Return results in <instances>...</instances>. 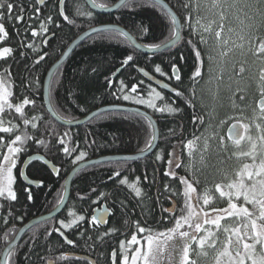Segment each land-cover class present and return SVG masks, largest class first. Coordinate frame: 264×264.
Segmentation results:
<instances>
[{"label":"trees","instance_id":"16d2710c","mask_svg":"<svg viewBox=\"0 0 264 264\" xmlns=\"http://www.w3.org/2000/svg\"><path fill=\"white\" fill-rule=\"evenodd\" d=\"M118 1L109 0L107 7ZM165 1L182 20L185 10L182 7H173L177 5V0ZM11 2L17 7L11 17L5 15L3 18L7 35L0 34V51L4 47H10L13 49V53L5 59H0V73L6 69L11 70L9 77L5 78V87L10 93L6 101L10 102L13 108L11 110L5 108L4 113H0V117L3 118V126L8 127L10 121L14 132H23L33 137V140L28 142L27 156L23 158L25 161L35 155L43 156L60 168V174L56 178L41 162H33L28 167L27 174L33 181L42 180L43 186L39 189L29 190L20 179L22 166L17 161L13 186L17 199L11 201L0 197V205H2L0 208V263L3 251L27 222L47 214L57 207L59 200L63 197L66 178L80 163H72L75 153L71 157L65 156L53 147L57 143L56 136L62 135L66 131L69 132L71 140L67 146L72 148L74 145H79L78 150L87 151L86 160H93L109 155L136 154L150 139V133H153L152 127L145 117L131 115H104L76 128L60 125L48 113L44 103V83L48 71L60 59L69 45L90 28L101 25H117L126 29L139 43L145 46V44L158 43L165 39L167 36L165 24H171V17L168 13L150 0H140L143 5L140 7L135 6L134 0H130L126 7H121L111 14L95 13L85 0H76L82 15L77 18L75 27L68 25L57 14L58 0H48L43 6H39V0H11ZM101 2L103 0H97L98 4ZM195 3L196 0H192L193 8L190 9L194 24ZM21 6L23 11H21ZM36 8H39V13L35 11ZM89 10L92 13L91 18L86 15ZM64 11H68V9L64 8ZM18 14L24 17L23 21L15 19ZM49 15L53 17L55 23L61 25L60 28H56L55 23L46 22ZM41 24H45L44 29L40 28ZM138 25L146 29L145 34L141 35ZM32 31H36L38 35L32 36ZM184 36H188L187 28H184ZM48 38L49 41L45 45L44 40ZM190 38L204 57V79L198 84L193 85L189 79L197 65L191 48L177 46L170 52L155 56L146 55L136 50L137 62L129 66H122L123 59L126 55L131 54L134 48L123 37H112L108 40L89 38L75 50L59 69V72H56L51 84L50 98L60 117L65 120H77L109 105L135 106L146 110L155 117L159 125L160 142L156 151L145 159L126 163L98 164L79 172L72 183L70 200L65 211L55 220L36 225L24 236L19 246L12 252L13 264H84L85 260L74 258L73 255L89 257L96 264H112L111 253L113 251H118L121 255L126 252L123 242H128V239L133 235H137L142 240L148 236L147 232L137 231V222L140 226L152 229V235H157L159 232L166 231L168 227L174 226L173 218L168 213H163L162 210L171 207L173 201H178L182 206L184 186L171 176L165 175L168 171L165 159L169 155L171 145L180 140L182 131L185 139H192L194 134L208 141L214 150L220 151L219 143L211 141L209 136L216 134L218 136L221 123L235 114L230 107L229 100L233 99L231 103L236 104L235 106L239 108L249 109L253 106L256 98L253 86L254 77L253 83L248 88L236 87L231 98V95L227 93L221 94L219 98L221 106L218 103L214 104L213 100L204 92V85L209 79L207 74L208 56L211 55L209 49L211 50L213 45L211 44L208 48L207 43H200L196 35ZM27 44H32L33 47L27 48ZM40 54H44L45 59L37 65L35 61ZM180 54L184 57L183 61L179 59ZM172 57H175V60H172ZM253 58L264 60V54L258 53V58L253 54ZM172 62H180L183 65L182 89L192 87L195 90L192 107L177 100V103L183 108L181 115L169 117L166 114L154 113L145 105L123 101L114 95L120 87V81H123L128 87L141 79L148 83L140 75L138 71L140 67L148 70L154 64H160L165 71H168V65ZM123 67L124 70L113 80L115 74ZM236 67L238 71L233 72L235 76L240 73V67L245 69L247 66L241 62ZM218 73L217 78L221 77L222 70ZM245 74L247 75V73ZM152 75L161 80L164 79L159 74L153 73ZM109 80L112 81L111 85ZM32 83H35L34 87L29 86ZM157 90L160 89L157 88ZM162 94L170 95L164 90ZM241 96L249 100L242 101ZM25 98L34 99L35 105L29 103L22 106L23 115L16 113L15 106L20 105L22 99ZM172 98L176 99L174 96ZM193 112L204 117L203 124L193 125L191 123ZM32 117H36V120L33 121ZM25 118L28 119V124H24ZM33 123L36 124V128L32 127ZM169 129H175L177 135L169 136L166 141L164 137ZM11 135V133H0V151L5 150V141H9ZM37 136L39 139L45 140L44 146L34 142ZM201 142L204 141L201 140ZM89 145L91 146L89 147ZM8 146L12 145L9 143ZM201 149H204V143L201 144ZM187 150L185 148L180 157L181 168H173L172 171L190 180H195L197 177L199 185L194 186L197 187L198 193L202 194L204 188L209 189L210 187H213L215 191V185L222 179L221 175L232 167L230 162L222 158L223 156L216 158L214 151L213 160L211 158L208 161L205 160V166L198 167L196 165L194 170L190 165V155ZM156 155H161L165 159L157 161ZM221 159L225 160V163H222ZM116 170L121 172V177H126L131 182H135L136 177H139L138 186L142 189L144 197H135L131 189L120 185L118 181L121 177L109 179ZM145 174L149 177L148 181L144 180ZM165 184L169 185L168 192L164 191ZM220 185L223 187L224 184ZM92 188H95L96 192H91ZM29 191L32 194V200L28 199ZM172 192H175L176 195L173 196ZM78 194L84 196L85 199L81 200ZM102 206H106L111 212L105 229L95 223L85 225L77 233L74 232L76 225H73L71 229H63L69 239L76 241L77 247L67 245L58 233L53 232L51 236L47 235V231L60 226L59 220L69 222L73 219L69 212L76 213L78 217L80 210L90 217L96 209ZM161 216L164 219H161ZM89 217L85 219L88 222L90 221ZM113 229L115 231H112ZM106 230L108 235L104 236ZM81 233L85 239H81ZM5 234L9 236L8 242L3 239ZM89 236L91 240H87ZM100 237H103V241Z\"/></svg>","mask_w":264,"mask_h":264},{"label":"snow or ice","instance_id":"6c2138e0","mask_svg":"<svg viewBox=\"0 0 264 264\" xmlns=\"http://www.w3.org/2000/svg\"><path fill=\"white\" fill-rule=\"evenodd\" d=\"M109 0H103L101 3H97V0H91L92 8H101L106 9L108 6ZM159 3L160 6L165 10H169V4L164 3V0H153V4ZM240 3V0H232L231 3H228V0H212L211 7L213 9H219V17L221 23L219 24V30L214 32V37L216 39L217 45L221 44L222 33L224 31L223 21L227 18L224 10V5H227L228 8H236ZM135 6H143L140 3V0H134ZM258 5H264V0H257ZM128 5V0H120V3L117 7H126ZM17 6L11 2V0H0V34L7 35L6 28L3 22L5 15L11 17L14 9ZM173 7H182L185 10V15L182 20L177 19V15L171 17V24H165L167 30V36L161 42L158 43H149L145 44V51L150 56H155L157 54H164L167 52L176 49L177 46L183 48L185 46L191 48L196 57L197 65L194 68V71L190 74L189 79L192 81L193 85L200 83L204 79V57L200 49L194 46V41L190 38L193 35L198 37L200 43H207V38L204 33L207 32L210 35L213 34V29L211 25L216 23L215 20L210 21L207 25H202L204 17L200 15V0H196L195 3V24L193 23V16L190 9L193 8L192 0H177V5ZM247 7H256V5H245ZM62 8L68 9V11L61 10ZM6 9V11H5ZM21 11L23 7L21 6ZM35 11L39 13V8H36ZM258 14L264 18V8H257ZM57 14L62 18L64 22L68 25L75 27L77 25V18H79L82 13L80 11L79 3L76 0H58ZM86 15L90 18L92 16L91 11L89 10ZM247 16L248 14L245 13ZM17 21H23L24 17L22 15H17L15 17ZM249 21H253L254 17H248ZM48 23H55L53 17L49 15L47 17ZM243 24L244 21H241ZM56 28H60L59 23H55ZM141 35L145 34L146 29L142 26H137ZM249 32L247 36L241 35V40L248 39L249 42L254 39L257 42V51L260 54H264V33L260 32V29H256V33L253 34L251 31L255 27L254 23H249L247 25ZM264 27V25H262ZM41 29L45 28V24L40 25ZM184 28L188 29V36H184ZM232 29L229 28V32ZM36 31H32V36H37ZM90 37L99 38L100 40H108L112 37H123L125 40L129 39L128 32H122L118 27H93ZM47 40H44V43L47 44ZM228 43L227 39H223V44ZM27 48H32V44H27ZM136 47H139L138 45ZM13 49L10 47H4L0 51V59H5L6 57L11 56ZM221 55H228V50L222 51ZM45 59L44 54H40L39 58L35 61L38 65L41 61ZM175 60V57L171 58ZM180 61H183L184 57L180 54ZM209 65H208V74H212L211 61L212 56H208ZM137 62L136 48L134 47L131 54L126 55L122 61V66H129L130 64H135ZM10 69L4 70L0 73V113H4L5 108L11 110L13 105L6 101L5 97L9 96L10 93L5 91V78H8L10 75ZM142 73L143 77L151 78L152 74H159L160 77H163V80H157L156 85L153 86L151 79L148 83H145L143 79L139 80L136 83H133L130 87L124 84L123 81H120V87L116 90L114 95L117 99H122L123 101H129L134 104L145 105L146 108L151 109L154 113L166 114L169 117L179 116L183 112V108L180 104L177 103V100L183 101L187 106H193L192 97L195 96L194 88L190 87L188 89H182L183 85V65L180 62H172L168 65V71H165L160 64H154L151 69L146 70L144 67L138 69ZM244 67H240L239 72L244 73ZM59 72V69H58ZM222 78V74L221 77ZM259 81L261 82L260 95L264 97V68L260 70ZM112 81L109 80L111 85ZM34 87L35 83L29 85ZM157 87L160 90H157ZM125 89H127L125 91ZM163 90H170V95H163ZM176 99H173L172 97ZM241 100L244 99L243 96L240 97ZM29 103L35 105L36 101L34 99L29 100L27 98L22 99L20 105L15 106V112L23 115L22 106L28 105ZM259 109L261 113V120L264 121V99H261L259 104ZM114 116V115H126V116H141L140 112L136 113H125L122 110L115 109L108 113H94L93 119L99 118L100 116ZM32 120L35 121L36 117H32ZM24 124H28L29 121L27 118L24 119ZM68 125L75 123L74 119H68L65 121ZM3 118L0 117V133H11L9 141H5V150L0 151V177H3L6 182H0V197L5 200L15 201L17 199L16 193L13 190L14 177L12 170L17 167V161L20 162L21 166L25 163L23 159L27 156L28 151V142L33 140V137L23 132H14L11 122L9 121V126H3ZM151 125V119L148 121ZM191 123L193 125L199 123H204V117L200 114L193 112ZM33 128H36V124H32ZM245 131L248 130L247 125H242ZM255 128L258 130L259 135L255 138L249 136L250 150L243 151L242 155L250 157L253 163L249 164L247 162L242 164V167L234 174L231 179V182L226 184L227 191L224 190L222 185H215V191L219 192L220 197H226V207H217L212 206V192L205 188L203 193L197 192V187L194 185H199L198 180H190L185 176L178 175L175 171H172L173 168H181V159L184 149L189 150V155L192 154V150L195 149L197 142L201 139L199 136L193 134L192 139H185L183 137L182 131L180 132V140L176 144L171 145V150L168 157L165 159L161 155H156V160L161 161L165 159L166 166L168 171L165 175L171 176L179 184L184 186L183 191V204L179 205L178 201H173L171 207L163 208V213H168L171 218L174 220V226L168 227L166 231L159 232L156 236L152 235V229L140 226L137 222L136 228L140 233L147 232V252L141 254L140 251H136L133 256H131V261L129 256L123 255L118 251H113L111 253V262L112 264H138L139 260L143 261V264H156V253L160 252L163 249H166L169 241H174L179 239L182 242L179 251V259L177 264H197V259L201 256H207L208 249L215 250L214 260L215 264H245L246 258H250L252 264H264V123L255 124ZM232 129H236V125H232ZM39 131V129H38ZM54 132V130H51ZM231 131V130H230ZM238 132V130H237ZM177 132L175 129H169L164 139L167 141L169 136H175ZM67 138V139H66ZM243 138V137H241ZM71 140V135L69 132H64L62 135L56 136V145L53 147L57 151L62 152L65 156H73V164L77 162H84L87 167H92L93 165L88 164L86 161L87 151L78 150L79 145H74L72 148H69L67 144ZM157 140L155 133H150V139L145 142L143 148L140 149L142 153H148L158 145L153 142ZM39 143V145L44 146L45 140L39 139L38 136L34 141ZM12 146H8V144ZM94 143V141H93ZM239 143V141H237ZM261 149L259 153V163H255L258 159L257 148ZM91 145H89L90 147ZM163 151V150H161ZM33 160H43L44 164L47 165L49 161L43 156L40 157H29ZM128 159H137V157H128L125 161L119 163H126ZM6 165V167H5ZM55 173L57 176L60 174V168L53 165ZM23 179L27 181L29 185L34 183L27 173H22ZM113 177H121V172L119 170L114 171ZM254 177L256 179H254ZM140 178L136 177L135 182L129 181L126 177H121L118 181L120 185L127 186L135 194V197H144L142 189L138 186ZM144 180L148 181L149 177L147 174L144 176ZM154 182V177H153ZM38 186H43V181H39ZM164 191H169V185H164ZM91 192H96L95 188L91 189ZM103 195V193H101ZM172 195L175 196L176 193L172 192ZM79 196V194H78ZM203 197V205L210 206V211L216 213V215H210L209 211H205L201 208L199 211L193 205L192 201L195 200L199 202ZM81 200L85 199L84 196H79ZM28 199L32 200V194L28 192ZM64 204V200H59V205ZM247 205H251L249 208ZM2 208V205H0ZM69 215L73 219L69 222L65 220H59V227H53L51 230L47 231V235L51 236L53 232L58 233L60 237H63L67 245L77 247L76 241L69 239L63 229H71L73 225H76L77 228L80 227L77 224V220L83 222L86 217L84 215H79L77 217L76 213L69 212ZM231 218V219H230ZM93 223L97 221L96 216L91 217ZM161 219H164L161 216ZM100 222L103 223V217L99 218ZM222 221H230L229 223H224ZM7 222V221H5ZM208 227H205V226ZM112 231H115L113 229ZM200 233L201 235L197 236L196 234ZM75 234V233H73ZM221 234L223 239H221ZM108 235L106 230L104 236ZM4 241H9V236L7 234L3 237ZM81 239H85L81 233ZM103 241V237H100ZM87 240H91V237H87ZM248 241H252L249 243ZM131 242L138 244L140 243L136 236L131 237ZM219 242L220 247H217ZM34 243V241H33ZM257 245L260 246L259 251L257 250ZM177 245L173 244L172 247L175 248ZM18 247V246H17ZM15 251L11 247V244L8 245V251L4 255L3 264H13L12 261V252ZM190 251L195 254L197 259L190 258ZM64 259V257H61ZM79 259V257H77ZM84 264H90L89 261H85Z\"/></svg>","mask_w":264,"mask_h":264},{"label":"rangeland","instance_id":"374dc122","mask_svg":"<svg viewBox=\"0 0 264 264\" xmlns=\"http://www.w3.org/2000/svg\"><path fill=\"white\" fill-rule=\"evenodd\" d=\"M232 0H228V3H231ZM212 0H200V15L204 17L202 21V25L209 24L210 21L215 20L216 23H213L211 25L213 29V34L210 35L209 33L205 32L204 35L207 38V46L212 44L213 47L209 52L212 56L211 61V67H212V74L209 75V79L206 81V84L204 85L205 88V95L209 96L213 103H218L219 106H221L220 103V95L228 94L233 97L235 93L236 87H242V88H248L251 83L254 82L259 83V88L261 86V82L259 81V74L260 70L264 68V60H255L253 58V54L256 55L257 51L255 49L257 48V42L253 39L251 43L248 39L241 40V35L247 36L249 32V28L247 25L249 23H254L255 27L251 29L253 34L256 33V29H260V32H264V18H262L257 11V8H264V5H258L257 0H240V3L237 5L236 8H228L227 5H224V10L226 14V19L223 21L224 24V31L222 33V40L221 44L217 45L216 39L214 37V32L216 30H219V24L221 23L220 17L218 15L219 9H213L211 7ZM256 5V7H247L245 8V5ZM245 13L248 15L246 16ZM248 17H254L253 21H249ZM241 21H244L242 24ZM229 28L232 29L231 32H229ZM223 39H227L228 43L226 45L223 44ZM228 50V55H221L222 51ZM209 61V60H208ZM244 62L246 64V68L244 73H239L237 76L233 74V72L237 69V64ZM222 70V79H218L217 75H219V71ZM249 74V76H247ZM253 76V77H252ZM256 85V84H255ZM7 90V87H5V91ZM7 92V91H6ZM8 96L5 97L7 99ZM233 99H230V107L232 108V111L236 110L238 108L235 106L236 104L231 103ZM213 105V104H212ZM215 119V118H213ZM217 134L216 135H210L209 138L211 141L217 140ZM203 140L204 142H201ZM204 143V149H201V144ZM209 142L205 141V139H200L195 149L192 150V154L190 155V165L193 167L194 161L196 160V154L199 155L198 150H202L200 152L199 158L197 162L195 163L198 167L199 166H205V160L206 156H204V151L206 148H208ZM215 151V154L213 153ZM212 154L218 157L225 158L226 161H229V156L225 153L223 149L220 148V151L214 150ZM189 154V150H187ZM261 152V149L258 150V159H259V153ZM194 153V154H193ZM196 153V154H195ZM206 155V154H205ZM213 155V156H214ZM214 156V157H215ZM208 158V157H207ZM222 160V159H221ZM225 160H222V163H225ZM6 167V165H5ZM216 167V166H215ZM13 177H14V183H15V176H14V169L12 170ZM254 179H256L254 177ZM195 180H198L197 177ZM0 182H6L3 177H0ZM13 183V186H14ZM224 190L227 191L226 184L223 185ZM205 189V188H204ZM203 189V191H204ZM208 189V188H207ZM213 187H210L209 190L212 192V206L217 207H226V197H218V193L213 190ZM193 205L197 208L199 211L201 208H203L205 211H209L210 215H216V213H212L210 211V206L203 205V197H201V200L199 202L193 200ZM249 208H251V205H248ZM231 219V218H230ZM230 221H222V225L224 223H229ZM205 227H208L207 225ZM197 236L201 235L200 233L196 234ZM156 236V235H153ZM137 240L140 242L138 244L132 243L131 240L130 248L127 252H125L123 255L129 256V259L131 261V256L135 254L136 251H140L141 254H144L147 252V237L145 238L146 241L143 242L141 238H138L136 236ZM221 239H223V235L221 234ZM251 243L252 241H248ZM173 244H176L177 246L175 248L172 247ZM182 242L179 241V239L174 241H169L168 246L166 249L161 250L160 252L156 253V264H177L179 259V251L180 246ZM217 247H220L219 242L217 243ZM260 246L257 245V250L259 251ZM206 251L208 252L207 256H201L197 259L194 253L190 251V258L197 259V264H215L214 255L215 250L208 249L206 247ZM138 264H143L142 260L138 261ZM245 264H252V261L250 258H246Z\"/></svg>","mask_w":264,"mask_h":264},{"label":"water","instance_id":"95a60500","mask_svg":"<svg viewBox=\"0 0 264 264\" xmlns=\"http://www.w3.org/2000/svg\"><path fill=\"white\" fill-rule=\"evenodd\" d=\"M47 0H39V5L43 6L46 3ZM87 5L90 7V9L98 14H111L116 12L117 10H119L121 7H117V5L120 3V0L118 2H116L114 5H112L111 7H107L106 9H101L99 7L97 8H92L91 5V0H85ZM130 1V0H128ZM153 2V0H150ZM164 3H167L164 0ZM160 6L159 3H156ZM161 7V6H160ZM61 10H64V8H62ZM166 13L169 14L170 17H172L173 15H177L176 12L171 8V6L169 5V10L165 11ZM177 19H180L179 16L177 15ZM97 27H118L120 31L122 32H128L126 29L117 26V25H101V26H97ZM90 33H92V28L88 29L87 31L83 32L81 35H79L70 45L69 47L65 50V52L63 53V55L61 56V58L51 67V69L48 71L46 78H45V83H44V103H45V107L48 111V113L51 115V117L60 125L64 126V127H68V128H76V127H81L85 124H87L88 122L93 120V114L94 113H108L110 111H113L115 109H119L122 110L125 113H136V112H140L142 117H145L148 121L149 119H151V126L153 129V132L155 133V135L157 136V140L154 141L153 143L156 145H159V141H160V131H159V126L157 124V121L155 120V118L149 114L147 111L141 109V108H137V107H131V106H126V105H109V106H105V107H101L98 110H95L94 112L90 113L89 115H87L84 118L75 120V123L72 125H68L65 121V119L61 118L55 111L52 103H51V98H50V90H51V84H52V80L54 75L56 74V72L58 71V69H60L67 61L68 59L71 57V55L75 52V50L81 46L85 41H87L90 37ZM129 35V39L128 41L133 45V47L136 48L137 51L144 53L146 55H149L146 51H145V46L142 45L141 43H139L135 37L133 35H131V33L128 32ZM49 41V39L47 40ZM139 47H136V46ZM124 70V67L121 68L113 77V80L116 79L120 73ZM140 73V72H139ZM140 75L143 77L142 73H140ZM145 80H147L149 82V79H151V83L155 86L156 85V81L160 80L155 76H151V78H146L143 77ZM159 88V87H158ZM167 92H170V90H165ZM157 147H155L154 149H152L150 152L148 153H136L133 155H109V156H104V157H100L97 159H93V160H89L87 161L88 164L91 165H98V164H105V163H110V162H122L125 161L126 158L128 157H137V159H128L127 162H133V161H139L142 159H145L149 156H151L155 151H156ZM32 157H40V156H32ZM33 162H41L44 164L43 160H33V159H27L25 161V163L23 164L22 168H21V172H20V177L22 179V181L24 182L25 185H27L29 188H34V187H40L38 186V182H34L31 185H29L27 183V181H25L23 179V175H21L22 173H26L28 167L33 163ZM45 165V164H44ZM50 171L51 173L57 178L58 176L55 173V170L53 168V164L52 163H48L47 165H45ZM85 168H88L86 166V164L84 162L80 163L79 165H77L68 175L66 181H65V190H64V195H63V200H64V204L57 206L54 210H52L51 212H49L48 214L42 215L40 217H36L32 220H30L29 222H27L18 232V234L16 235V237L14 238V240L12 242H10L11 247L13 249H16L17 246H19L20 242L22 241V239L24 238V236L32 229L34 228L36 225H39L41 223L47 222V221H51L54 220L56 218H58L63 211L65 210V208L67 207L69 200H70V194H71V187H72V183L75 179V177L77 176V174L79 172H81L82 170H84ZM110 211L106 208L103 207L100 210H97L94 213V216H96L98 219L97 221L99 222V224L101 226H105L109 217H110ZM103 217V223L100 222L99 218ZM63 239V237H61ZM64 240V239H63ZM8 251V246L5 248L2 258H1V263L3 264V258L4 255L6 254V252ZM79 257V259L81 260H85V261H89L90 264H96L92 259L88 258V257H83V256H77L74 255V258ZM53 264V263H51Z\"/></svg>","mask_w":264,"mask_h":264},{"label":"flooded vegetation","instance_id":"af4514ba","mask_svg":"<svg viewBox=\"0 0 264 264\" xmlns=\"http://www.w3.org/2000/svg\"><path fill=\"white\" fill-rule=\"evenodd\" d=\"M47 1H46V3H47ZM255 56L258 58V52L256 53ZM257 82H254V85H253L254 90H255V94H256V98L254 100L253 106H251V108H249V109H244V108H239V107L236 108V110L233 111L235 114L230 116L229 118H227L226 120H224L221 123L217 140L216 139L214 140V141H217L219 143L220 148L223 149L225 151V153L229 156V158H230L229 162L232 166L229 168L230 170H226L224 172V174L221 175L222 179H220L218 181V184H227V183L231 182L232 177L242 167L243 163H245V162H247L249 164L253 163L251 158L242 155V152L250 150V142H249L248 137L252 136L253 138H255L257 135H259L258 130L255 128V124L264 123V121H262L260 118L261 113H260V109H259L260 101H261V99H264V97H261V95H260L261 86L259 88V85H258L259 83H257ZM246 100H249V99L244 98L242 101H246ZM233 124L236 125V129H232ZM242 125H247L248 130L245 131V129H244V127H242ZM237 130H238V132H237ZM241 137H243V138H241ZM237 141H239V143H237ZM258 150H259V144H258V148H257V153H258ZM213 151H214V148L209 143L208 148H206V150L204 151V156H206L205 157L206 161H208L210 158L213 160V158H214V156L212 155ZM200 152H201V150H198L199 155H200ZM199 155L196 154L197 157H196V160L194 161L195 163L197 162ZM195 163L192 167L194 170L196 168ZM255 163L258 164L259 159H257L255 161ZM193 175L195 177L194 172H193ZM39 188L34 187L32 189H39ZM218 197H220L219 192H218ZM79 212H80V215H84L86 218L89 217V216H87V214L83 213L82 211L79 210ZM92 216H94V213H93V215H91L89 217L90 218L89 222L87 220H84L83 222L78 220V224L80 225V227L79 228L76 227L74 229V232L75 233L80 232L79 230H81L85 225H87V226L89 224L93 225L92 224L93 221L91 219ZM109 219H110V217H109ZM109 219H108V221H109ZM108 221H107L105 226H101L98 221H96L95 224H97L99 227H102L103 229H105L107 227ZM130 240H131V238L128 239V242H123L125 244L124 248H126V252L131 247L130 243H129ZM121 256H123V254ZM121 264H122V261H121Z\"/></svg>","mask_w":264,"mask_h":264}]
</instances>
